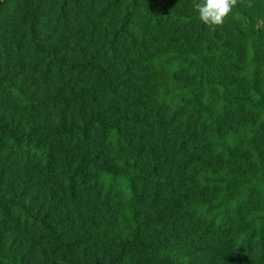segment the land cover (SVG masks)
Instances as JSON below:
<instances>
[{
	"label": "trees",
	"instance_id": "obj_1",
	"mask_svg": "<svg viewBox=\"0 0 264 264\" xmlns=\"http://www.w3.org/2000/svg\"><path fill=\"white\" fill-rule=\"evenodd\" d=\"M0 0V264H264V0Z\"/></svg>",
	"mask_w": 264,
	"mask_h": 264
},
{
	"label": "clouds",
	"instance_id": "obj_2",
	"mask_svg": "<svg viewBox=\"0 0 264 264\" xmlns=\"http://www.w3.org/2000/svg\"><path fill=\"white\" fill-rule=\"evenodd\" d=\"M236 3L237 0H194L193 8L200 22L214 29L223 24L224 18Z\"/></svg>",
	"mask_w": 264,
	"mask_h": 264
}]
</instances>
